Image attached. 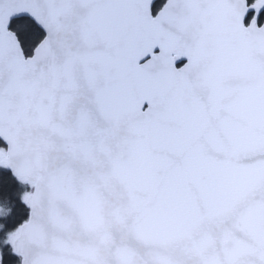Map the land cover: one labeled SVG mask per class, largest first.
Masks as SVG:
<instances>
[{"label":"snow or ice","instance_id":"1","mask_svg":"<svg viewBox=\"0 0 264 264\" xmlns=\"http://www.w3.org/2000/svg\"><path fill=\"white\" fill-rule=\"evenodd\" d=\"M155 7L0 0L22 264H264V0Z\"/></svg>","mask_w":264,"mask_h":264},{"label":"trees","instance_id":"2","mask_svg":"<svg viewBox=\"0 0 264 264\" xmlns=\"http://www.w3.org/2000/svg\"><path fill=\"white\" fill-rule=\"evenodd\" d=\"M165 0H156L154 12ZM0 146L4 143L0 141ZM32 191L31 187L22 184L10 169L0 168V264H20V257L13 252L12 246L6 243L10 233L15 232L27 221L29 208L23 202V195ZM10 209V214L5 213Z\"/></svg>","mask_w":264,"mask_h":264},{"label":"water","instance_id":"3","mask_svg":"<svg viewBox=\"0 0 264 264\" xmlns=\"http://www.w3.org/2000/svg\"><path fill=\"white\" fill-rule=\"evenodd\" d=\"M166 3V2H165ZM179 62H183L180 66H177V67H181L184 63H186L187 61L186 60H181V61H179ZM178 62V63H179ZM177 63V64H178ZM11 170V169H10ZM29 215H30V209H29V214H28V218H27V220L29 219ZM20 264H22V258L20 257Z\"/></svg>","mask_w":264,"mask_h":264},{"label":"clouds","instance_id":"4","mask_svg":"<svg viewBox=\"0 0 264 264\" xmlns=\"http://www.w3.org/2000/svg\"><path fill=\"white\" fill-rule=\"evenodd\" d=\"M8 214H10V209H9L8 212L5 213V217H6ZM0 227H2V226H0Z\"/></svg>","mask_w":264,"mask_h":264},{"label":"rangeland","instance_id":"5","mask_svg":"<svg viewBox=\"0 0 264 264\" xmlns=\"http://www.w3.org/2000/svg\"><path fill=\"white\" fill-rule=\"evenodd\" d=\"M1 142H3L2 140H0ZM4 143V142H3ZM5 147H6V145H5ZM2 213V211L0 210V214Z\"/></svg>","mask_w":264,"mask_h":264},{"label":"flooded vegetation","instance_id":"6","mask_svg":"<svg viewBox=\"0 0 264 264\" xmlns=\"http://www.w3.org/2000/svg\"><path fill=\"white\" fill-rule=\"evenodd\" d=\"M165 2H166V0H165ZM165 2H164V3H165ZM164 3H163V4H164ZM162 6H163V5H162ZM162 6H161V7H162Z\"/></svg>","mask_w":264,"mask_h":264}]
</instances>
